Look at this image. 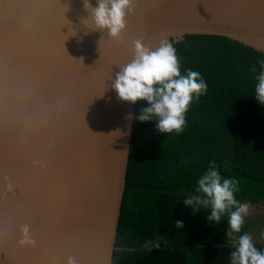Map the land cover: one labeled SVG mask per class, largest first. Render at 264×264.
<instances>
[{"label":"water","instance_id":"water-1","mask_svg":"<svg viewBox=\"0 0 264 264\" xmlns=\"http://www.w3.org/2000/svg\"><path fill=\"white\" fill-rule=\"evenodd\" d=\"M132 7L115 39L82 22L83 0H0V264L113 263L136 103L111 85L135 41L215 35L264 52V0ZM24 225L34 244L19 243Z\"/></svg>","mask_w":264,"mask_h":264},{"label":"trees","instance_id":"trees-1","mask_svg":"<svg viewBox=\"0 0 264 264\" xmlns=\"http://www.w3.org/2000/svg\"><path fill=\"white\" fill-rule=\"evenodd\" d=\"M171 43L181 74L199 72L207 91L194 98L180 134L160 133L155 119L133 118L112 264H230L227 217L211 223L209 210L194 213L183 203L212 160L222 177L239 181L240 203H264V105L255 99L251 71H259L264 52L215 35ZM147 106L136 102L133 117ZM158 236L160 248L147 251L145 242Z\"/></svg>","mask_w":264,"mask_h":264},{"label":"clouds","instance_id":"clouds-1","mask_svg":"<svg viewBox=\"0 0 264 264\" xmlns=\"http://www.w3.org/2000/svg\"><path fill=\"white\" fill-rule=\"evenodd\" d=\"M93 7L90 0H83V7L89 16L82 19L83 23L91 22L93 31L107 29V34L119 39L126 27V16L133 10L132 0H97ZM259 71L251 68L255 75V99L264 105V60L258 61ZM207 84L199 72L187 70L186 75L180 71V62L176 48L167 38L159 42L155 49L134 42V58L115 76L111 88L120 101L135 104L146 101L147 107L140 113L128 119H138L141 122L155 119L156 129L163 134L175 132L180 134L186 125L185 115L194 98L199 99L207 91ZM115 132L121 134L117 129ZM114 132V133H115ZM43 166V162H38ZM196 188L183 199L186 206L193 212L209 210V222L219 223L222 217H227L228 230L226 236L232 241L230 264H264V249H258L253 237L242 232L245 218L249 214L250 205L240 203L236 199L239 192V181L234 178H224L219 173V165L215 160L209 162L207 171L197 180ZM9 191L12 185H7ZM175 226L181 228V221H175ZM21 245L34 244L29 226L21 227ZM158 236L146 241L144 248L151 252L160 248ZM166 243V241H165ZM68 264H75L70 257Z\"/></svg>","mask_w":264,"mask_h":264},{"label":"rangeland","instance_id":"rangeland-1","mask_svg":"<svg viewBox=\"0 0 264 264\" xmlns=\"http://www.w3.org/2000/svg\"><path fill=\"white\" fill-rule=\"evenodd\" d=\"M250 209H249V214L245 218V224H243L246 229L245 232L251 233V229L255 232L258 230V220H261L259 217L264 214V204L263 203H257V204H249ZM258 237L255 236V241H258ZM260 241V239H259Z\"/></svg>","mask_w":264,"mask_h":264},{"label":"crops","instance_id":"crops-1","mask_svg":"<svg viewBox=\"0 0 264 264\" xmlns=\"http://www.w3.org/2000/svg\"><path fill=\"white\" fill-rule=\"evenodd\" d=\"M264 204V203H263ZM264 207V206H263ZM261 220H258V230L257 232L253 231L252 229L250 230L251 233L250 235L253 237V242L254 244H262L264 245V214H262L260 217H259ZM255 236H257L259 239L258 241H255Z\"/></svg>","mask_w":264,"mask_h":264}]
</instances>
